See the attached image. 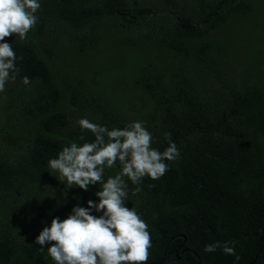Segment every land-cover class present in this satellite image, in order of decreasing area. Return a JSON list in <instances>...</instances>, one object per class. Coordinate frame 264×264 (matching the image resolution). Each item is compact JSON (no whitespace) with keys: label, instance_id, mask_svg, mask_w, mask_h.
<instances>
[{"label":"trees","instance_id":"trees-1","mask_svg":"<svg viewBox=\"0 0 264 264\" xmlns=\"http://www.w3.org/2000/svg\"><path fill=\"white\" fill-rule=\"evenodd\" d=\"M40 2L39 22L35 33H31L35 35L41 34L53 19L79 32L105 17L121 16L128 23L143 20L155 9V4H136L131 8L123 0ZM164 2L170 6L166 17L176 15V22H167L169 29L160 40L171 61L166 70L170 74L167 92L176 90L174 98L182 100L186 109L172 119L173 125L167 131L179 149V159L169 162V171L159 180L145 177L142 183L154 202L150 223L155 237L147 264H264V91L245 89L232 99L239 130L224 120L225 114L211 118L209 105L189 95L186 85L177 82L173 70L177 64L206 62L209 47L202 43L209 32L224 23L226 12L222 10L226 2L208 0L200 6L203 14L197 16L172 9V0ZM6 42L12 43L17 57H23L17 60L16 80L27 76L38 82V96L33 106L40 113L41 121L27 122L17 129L9 122L0 126L4 141L28 145L19 169H12L0 159V186L16 194H29L39 185L36 182L48 175L49 159L56 157L63 143L76 141L81 131L68 125L66 112L56 109L60 92L46 57L47 48L38 52L29 35L24 42L15 36L6 38ZM92 44L93 40H80L78 52L84 54ZM147 59L131 66L127 76L130 89L124 101L127 107L133 104V109H128L132 112L151 108L148 114L151 119L157 103L153 84L163 95L164 71L155 66V59ZM213 61L210 59L209 63ZM95 79L92 72L88 81L93 83ZM232 110L228 108L227 112ZM84 135L86 141L94 140L90 132ZM167 146L165 139L153 147L163 151ZM128 183L130 189L135 187ZM94 193L75 190L61 202L40 198L35 206L38 231L8 264H38L47 254V248L41 251L35 243L40 231L50 226L56 216L65 219L77 203L86 207L89 199L98 202ZM126 206L129 207L127 202ZM228 240L237 242L238 261L219 249L213 253L204 251L207 244Z\"/></svg>","mask_w":264,"mask_h":264},{"label":"rangeland","instance_id":"rangeland-1","mask_svg":"<svg viewBox=\"0 0 264 264\" xmlns=\"http://www.w3.org/2000/svg\"><path fill=\"white\" fill-rule=\"evenodd\" d=\"M123 1L131 8L136 4H155V9L143 20L128 23L121 16L105 17L79 32L71 31L53 19L41 34H31L35 33L32 29L28 35L38 52L44 51L43 47L48 50L46 57L60 92L56 109L66 112L70 127L79 128L77 120L85 117L109 129L123 128L126 123L139 120L145 122L152 133L154 146L165 140L164 134L172 127V119L186 109L182 100L174 98L176 90L167 92L170 74L166 70L171 61L166 48L160 45L168 25L176 22V15L166 17L170 6L164 0ZM172 2V9L197 16L203 14L200 6L208 0ZM225 2L226 7L222 10L226 12L224 23L209 32L202 43L209 47L206 62L200 65L177 64L173 73L178 83L186 85L189 95L209 105L211 118L225 114L224 120L239 130L241 126L235 121L232 99L245 89L264 91V0ZM83 39L93 40V44L81 54L77 42ZM148 57L155 59V66L164 71L161 80L163 95L153 84L152 93L157 96V103L151 119L148 115L151 108L132 112L128 109L132 110L133 104L127 107L124 101L130 89L127 76L131 66ZM210 59L214 60L212 64ZM92 72L96 77L93 83L88 81ZM30 81L29 85H24L22 79L10 81L6 92L0 93L1 127L9 122L17 129V126L27 122L37 124L41 121L40 113L33 106L38 96V82ZM228 108L231 113L227 112ZM69 144L63 143V146ZM27 148L28 145L22 142L7 143L0 134V159L12 169L22 166ZM117 171L116 168L106 170L105 178ZM38 181L36 184L39 185L29 194H16L10 188L0 186V264L13 260L36 235L35 206L40 203V198L61 202L75 190H81L71 188L67 191L49 172ZM140 187L141 191L136 195L130 191L126 202L148 223L151 238H154L150 223L154 202L143 186ZM89 190L96 192L99 185L91 186ZM38 264H54V261L46 254Z\"/></svg>","mask_w":264,"mask_h":264},{"label":"clouds","instance_id":"clouds-1","mask_svg":"<svg viewBox=\"0 0 264 264\" xmlns=\"http://www.w3.org/2000/svg\"><path fill=\"white\" fill-rule=\"evenodd\" d=\"M41 7L40 0H0V93L16 80L17 60H23L6 38L15 36L24 42L39 22L37 13ZM22 83L29 85L31 81L24 76ZM77 125L81 135L49 159L48 172L67 191L79 188L87 192L91 186L99 185L94 193L98 202L89 199L86 207L77 203L65 219L54 217L35 243L41 251L47 248L54 264H147L152 248L149 225L134 207L126 206V201L130 191L132 195L141 191L145 177L159 180L169 171V162L179 159L171 133L164 134L168 146L160 151L152 146V133L143 121L109 129L85 117L78 119ZM85 132H90L94 140L86 141ZM117 166L119 170L105 178L106 170ZM129 181L134 188H129ZM236 243L216 241L205 245L204 251L213 253L219 249L238 261Z\"/></svg>","mask_w":264,"mask_h":264}]
</instances>
